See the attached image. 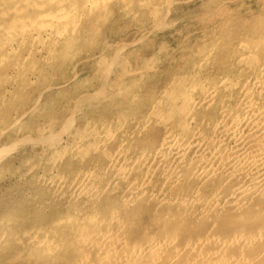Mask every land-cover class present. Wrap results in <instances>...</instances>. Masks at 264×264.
<instances>
[{
	"label": "bare ground",
	"instance_id": "1",
	"mask_svg": "<svg viewBox=\"0 0 264 264\" xmlns=\"http://www.w3.org/2000/svg\"><path fill=\"white\" fill-rule=\"evenodd\" d=\"M36 1L39 3L38 0H0V7L3 10L5 9V4L7 2L9 4L12 3L17 5L13 8V12L9 16V11H7V13L3 11L0 14L1 17L3 16L4 18L5 16L6 18V23L4 24L5 26L3 25L0 27V56H3L4 53L7 55L9 52H16L18 46L24 42H27L32 46L40 35L46 36L45 38L51 44L62 42V44H64L62 49L71 50L70 47L74 44V29L68 30V27H73V25L77 26L78 23H75V17L71 15L72 12L68 11L66 9L67 7L65 8V1H71L70 3H72L76 0H43L44 3H47V7L50 6L49 8L51 11L45 12V8L41 7L44 8V13L39 11L41 9H38L39 6H37ZM78 1L79 3L81 2L82 6L79 5L78 8L75 6L78 9L77 18H79L81 14V11L79 10L80 7H84L86 5L90 6L88 7L89 11L86 13L89 15L93 10L97 9L98 3H105V1L108 0ZM26 4L28 6H25ZM21 5H23V7ZM7 8L6 10H8ZM22 10L24 11V15H21ZM75 11L77 10L75 9ZM103 13H105V11ZM161 17H163V15ZM213 17L215 16L213 15ZM34 21L37 23L34 24ZM38 24L39 26L34 27ZM158 24L160 25V23ZM216 24V26H218V23ZM155 29H158V27L155 26ZM180 44H183V42ZM202 44H204V42ZM37 49L38 48H35L34 53L40 54L41 51H38ZM235 49V53L228 52L231 54L229 57L231 60L230 63L234 64V61H237V63L235 62L237 67L234 68L233 75H228L214 69H210L204 77H197L198 79L195 83L193 81L194 76H190L186 80L182 76V79H180L181 81L171 80L169 83V90L167 92H161L159 94L160 96H157L158 98L153 100L151 106L148 105L149 108L147 111L145 113L143 112L144 114L142 119H133L129 128L122 129L121 125L118 124V131L116 133H111L109 130L111 127L109 129L107 127L105 128L103 124L101 127H98L100 131L97 130L99 132L96 131L94 135L92 134L95 145L93 143L92 144L94 147L93 152H100L105 155V163L104 167L100 169L101 172H96V170L94 171L93 169L86 168V170L81 172L79 175L77 174L78 177L73 178L72 176V179L67 185H64L65 182L63 183V180H60L61 178L57 179L54 183H51L52 179L51 181L49 178L44 179L47 187L54 188L58 194L57 196L62 195L64 189L66 190L67 188V191L69 192L67 199L72 197L75 203L73 204L72 202V205H70L67 210L65 208V211L61 215L54 218L49 223V227L47 226V229L45 228V225L43 228L39 226L34 232L32 231L29 233L25 231L24 233L22 232L19 238L16 237L14 243L17 247H20L22 252L25 253L22 257L18 258V262H8V264H67L63 262L62 257L65 252L69 251V248L71 253H73V260L68 264H260L262 260H264V34L257 42V45L251 41H240ZM32 52L27 51L26 54L31 55ZM210 54L211 52L207 55L198 56L196 67L202 68L203 63H206L205 59ZM13 63L16 62L14 61ZM52 64L53 63H51V65ZM109 67L110 66H108V68ZM138 67L136 68L138 69ZM153 69L152 71L155 70ZM178 77L181 78L180 76ZM209 78L213 80L211 82H207V79ZM103 79H105V77ZM150 79L149 81H151ZM133 81L135 82V80ZM122 86L124 87V85ZM97 93L94 94L96 95ZM93 98L92 100H94ZM135 99V96H128V100L130 102H133ZM5 100L7 99L5 98ZM144 110L146 109L144 108ZM98 117H100V115ZM12 124H16L15 121ZM37 127L35 129H37ZM47 128L49 127L47 126ZM151 129L156 130L158 137H156L157 143L153 145V147L148 150L138 149V151H134L132 154L125 151L127 148H125V145L128 142L137 137L146 138ZM34 132L38 133L37 131ZM44 134H47V132ZM148 137L144 141L147 142ZM152 137L154 138V136ZM115 138H117L115 141L116 146L113 148L108 147L109 143L114 141ZM20 141L21 144L22 142L24 143V141ZM87 142L85 143L87 144ZM64 143L65 145H68L66 140ZM56 145L58 144L56 143ZM69 146L70 148H68V152H72L74 154L80 151V145L77 142H72ZM146 146H148V144ZM19 149H21V146ZM58 149H60V147ZM41 156L39 157L40 159ZM54 158L56 157L54 156ZM37 167L40 168L39 166ZM77 171H75V173ZM102 172L108 173V180H106L103 186H98L95 182V180H97L95 178L97 175L96 173ZM25 173L27 172L25 171ZM50 174L51 173H49V176H51ZM60 175L61 174H59L58 177ZM117 183H122V187L121 189H118V191L114 190L118 186ZM189 186H192V188L184 190ZM46 190H48V188ZM113 190L116 191L114 192L115 195H118L119 207L112 208L111 206L105 205L106 209L103 212V209H101L99 204H97V199L112 193ZM175 190L184 191L175 194L176 196H172L171 193ZM148 201H153L154 209L152 213L159 218V222L162 226H158L159 228H157L158 230L156 232H151L149 230L150 228L148 229V227H146L143 229L140 237L129 238L130 231H133V227L135 229L137 225L133 226L135 222L133 223V220H130L129 218L126 219V209L135 207L137 204H142L143 206ZM51 203H53V201ZM84 203H88L87 208L86 206L84 207ZM251 203L259 208L258 214L254 217V221L250 227L230 225L231 227L229 230L224 233H219L216 230V218L220 212L227 211L239 219L246 218L250 215L249 210L253 207L251 206ZM254 209L256 208L253 207L251 211ZM148 211H151V209ZM139 214H141V212ZM7 215L9 214L7 213ZM2 216L4 217L0 219V244H2L4 236L8 235V237L11 238L15 235L12 227H10V220L5 218L6 215ZM17 218L19 219V217ZM17 222L18 221H16V223ZM31 222L29 223L30 225ZM155 222H157V220ZM138 223L139 222H137V224ZM197 224L201 226V229L196 232H194V230L191 232ZM178 226H180V228ZM178 228L184 230L186 233L189 231L191 234H187L186 236L184 233L183 235L186 237H183L181 236L182 233L181 235L179 234L180 232L178 231ZM18 229L16 230L18 231ZM22 240L24 241L23 245ZM15 244L12 242V245L16 246ZM9 247L11 246L9 245ZM13 254H15V252Z\"/></svg>",
	"mask_w": 264,
	"mask_h": 264
},
{
	"label": "rangeland",
	"instance_id": "2",
	"mask_svg": "<svg viewBox=\"0 0 264 264\" xmlns=\"http://www.w3.org/2000/svg\"><path fill=\"white\" fill-rule=\"evenodd\" d=\"M112 1L113 0H108L105 1V3L104 2L98 3L97 9L95 10L92 9L93 11L89 15H87L86 13L87 11H89L88 7L90 6L86 5L84 7H80L79 10L81 12L80 11L79 12L81 14L79 18H77L78 17L77 8L79 7V5H81V2L79 3L78 0L72 3H70L71 1L70 2L65 1V5H66L65 8L67 7L66 9L72 12L71 15L75 17V21H76L75 23H78L77 26L73 25V27L71 26L68 27V30L74 29L73 30L74 44L72 47H70L71 50L62 49L64 45L62 44V42L56 43L57 45L54 43L51 44L45 38L46 36L40 35V37L37 39V41L34 44H32V46L31 44L24 42L20 44L21 46L20 45L18 46L16 52L13 53L9 52L7 53V55L6 53H4L3 54L4 57L2 55L0 56V101H1L0 102V112H1L0 113V138H1L0 139V173H1L0 174V214H1L0 219L4 217L2 215H6L5 218H8L10 220V227H12V230L14 231L13 233H15V235H13L11 238H9L8 235H6V233H5L6 236L3 237L2 244H0V253H1L0 264H8V262L16 263L19 261L18 258L23 256L25 252H22L20 247H17V245L14 243L15 238L16 237L19 238L22 232L23 233L25 231L29 233L32 231L34 232L36 231L35 230L36 228H38L39 226L43 228L44 225L45 228L47 229V226L49 227V223L54 218L58 217V215H61L65 211V208L67 210L69 206L72 205V202L73 204L75 203L72 197L70 199H67V197L69 196L68 195L69 192L67 191V188L66 190L64 189L62 194L63 196L62 195L57 196L58 194L56 193L53 187H47L46 183L44 182V179L49 178L50 181L52 179L51 183H54L57 179L61 178L60 180L61 181L63 180L62 181L63 183L65 182L64 185H67L72 179V176L73 178L78 177L77 174L79 175L81 172L86 170V168L93 169L94 171L96 170V172H99L100 169L104 167L105 155L100 152H93L94 150L93 144L95 145L93 135L97 130H99L98 127H101L102 124L105 126V128L107 127L109 129L111 127V129H109L111 133L113 132L116 133L118 131L119 128L118 124L121 125L122 129L129 128L131 126L133 119L134 120L142 119L143 114L149 108L148 105L151 106L153 100L157 99L160 96L159 94L161 92H165V91L167 92L169 90L170 88L169 83L171 80L178 81L182 79V76L186 80L188 79V77L194 76L193 81L195 83V81L198 78L204 77L207 71L210 69L212 70L214 69L218 72L225 73L228 75H233L234 68L237 67L236 64L237 61H234V64L230 63L231 60L229 57L231 56V54H229L228 52L235 53L236 50L235 48L238 42L240 41H251L255 45H257V42L264 34V0H230V1L228 0H166L167 2L165 0H161V1L160 0H148V1L147 0H114L113 3ZM38 2L39 3H37L36 1L37 6H39L38 9L43 10L45 8L46 10L45 12H51L49 8L50 6L47 7L48 6L47 3H44L43 0L42 2L41 0H38ZM16 6H17L16 4H12V3L9 4L7 2L5 4L4 10L0 7L1 8L0 14L3 11H5V13L9 11L8 12L9 13L8 16H9L13 12V8H15ZM21 6L23 7V5ZM25 6L28 5L26 4ZM6 8L8 10H6ZM101 8H103L104 10ZM75 9L77 11H75ZM41 10L39 11L44 13V10L43 11ZM104 11L105 13H103ZM21 15H24L23 10L21 12ZM162 15L163 17H161ZM213 15L215 17H213ZM158 19L160 22L158 21ZM5 20H6L5 16L3 18V16L1 17L0 15V27H2L6 23ZM36 23L37 22L34 21V24ZM158 23H160V25ZM216 23H218V26H216L217 25ZM36 26H39V24L35 25L34 27ZM155 26L158 27L159 30L155 29ZM142 34L145 36H143ZM41 38H42V42H41ZM182 42L183 44H180ZM203 42L204 44H202ZM51 45L54 47H52ZM35 48H38L37 50L41 51L40 53L41 55L38 53L36 54L34 53ZM51 49L53 52L51 51ZM27 51H31V52L33 51V52L31 55H29L26 54ZM209 52H211V54L205 59L206 63H203L202 68L196 67V64L198 62L197 57L202 55H207ZM14 61L16 63H13ZM51 63L53 64L51 65ZM108 66L110 67L108 68ZM136 67H138V69ZM151 68L152 69L154 68L156 71L154 69H153L154 71H152ZM104 69L106 72L104 71ZM103 75L105 79H103L104 78ZM178 76H180L181 78H179ZM149 79L151 81H149ZM133 80H135V82ZM212 80L213 79L209 78L207 79V82H211ZM122 85H124L125 88ZM141 88L143 91L141 90ZM94 93H97L96 94L97 96ZM131 95L136 97V99L133 102H130L128 100V96ZM5 98L7 100H5ZM92 98L94 100H92ZM144 108L146 110H144ZM99 115L100 117H98ZM14 121L17 124V125L14 124L15 126L12 124ZM87 123L89 126L87 125ZM86 125L88 128L86 127ZM7 126L10 128H8ZM47 126L49 128H47ZM36 127L37 129H35ZM34 131H37L38 133ZM43 132L44 133L47 132L48 135L44 134ZM72 132L74 135L72 134ZM26 133H28L29 135ZM152 136H154V138ZM147 137L148 140L146 142L144 140ZM147 137L146 138L137 137L132 139L130 142H128L125 145V148L127 147L125 151L128 152L129 154H132V152L138 151V149L139 150L150 149L151 147H153V145L157 143L158 137L156 130L151 129ZM20 140L24 141V143L22 142L21 144ZM65 140L68 142V145H65L64 143ZM116 140L117 138H115L114 141L110 142L108 147L111 148L115 147ZM89 141L91 142V144ZM72 142H77L80 145L79 147L80 151L78 153L73 154L72 152H68L69 151L68 148H70L69 145ZM85 142H87V144ZM145 142L146 145L148 144V146L145 145ZM56 143L58 145H56ZM7 144L10 146H8ZM11 145H13L14 147ZM20 146L21 149H19ZM59 147L60 149H58ZM40 156L41 159L39 158ZM54 156L56 158H54ZM30 158L32 159V161ZM33 159L35 162L33 161ZM37 166H39L41 169L38 168ZM21 167L23 168V171ZM25 171L27 173H25ZM75 171H77L78 173L77 172L75 173ZM49 173H51L50 174L51 176H49ZM57 174L58 175L61 174V175L58 177ZM96 174H97L95 177L97 179L95 180L96 184H98V186H103L106 180H108V176H109L108 173L102 172ZM62 177L63 178L66 177V178L63 179ZM117 185H116L117 186L116 189H114L116 191H118V189H121L122 183H117ZM47 188L48 190H46ZM190 188H192V186H189L184 190H189ZM114 190L112 193L107 194L104 197H99L97 199V204H99V207L103 209L102 210L103 212L105 211L106 206H111L112 208L119 207V200H118L119 198L118 195H115L114 192L116 191ZM181 191L175 190L172 191L171 194L172 196H174L175 194ZM52 201L53 203H51ZM251 204H252L251 206L255 207L256 209L251 211L253 208L252 207L249 210L250 215L246 218L239 219L238 217L230 214L227 211L220 212L216 218V223H215L217 224L216 230L219 233H224L227 230H229V228L232 225L234 226L242 225L244 227H250V225L254 221V217H256L258 214V208H259L255 206L253 203ZM85 206L87 208L88 203L87 204L84 203V207ZM150 209L151 211H148ZM153 209H154L153 201H148L143 206L142 204L141 205L137 204L135 207L126 209L125 211L126 219L129 218L130 220H133V223L135 222L133 226L137 225L135 229L133 227V231H130L129 238L140 237L143 229H145L146 227H148V229L150 228L149 230L151 232H156L158 230L157 228L162 226V224L159 222V218L154 213H152ZM140 212L141 214H139ZM7 213L9 215H7ZM17 217H19V219ZM156 220L157 222H155ZM16 221L18 222L16 223ZM30 222L31 225L29 224ZM137 222L139 223L137 224ZM178 227L180 228V226ZM16 229H18V231ZM200 229L201 226L197 224L195 225V228L191 230V232L193 230L194 232H196L197 230ZM178 231L180 232L179 233L180 235L182 233L181 236L183 237H186L187 234L188 235L191 234L189 231L186 233L184 230L181 229H179ZM184 233L186 236L183 235ZM24 241L22 242V245L24 244ZM12 242L16 246L12 245ZM3 245H5L6 247ZM9 245L11 247H9ZM68 250L69 251L65 252L62 257L63 262L67 264L73 260V253H71L70 248ZM14 252L15 254H13ZM260 264H264V260H262Z\"/></svg>",
	"mask_w": 264,
	"mask_h": 264
}]
</instances>
